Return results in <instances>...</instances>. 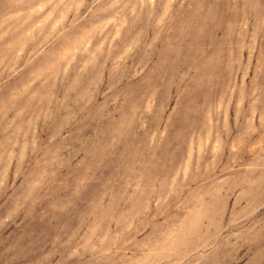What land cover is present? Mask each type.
Returning <instances> with one entry per match:
<instances>
[{
    "label": "rangeland",
    "instance_id": "1",
    "mask_svg": "<svg viewBox=\"0 0 264 264\" xmlns=\"http://www.w3.org/2000/svg\"><path fill=\"white\" fill-rule=\"evenodd\" d=\"M0 264H264V0H0Z\"/></svg>",
    "mask_w": 264,
    "mask_h": 264
}]
</instances>
